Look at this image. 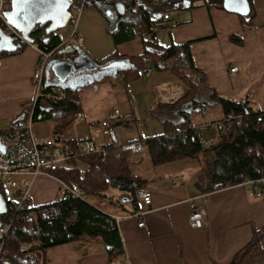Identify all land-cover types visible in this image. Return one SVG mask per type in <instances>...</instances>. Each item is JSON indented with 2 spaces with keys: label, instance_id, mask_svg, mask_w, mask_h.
Returning <instances> with one entry per match:
<instances>
[{
  "label": "crops",
  "instance_id": "crops-1",
  "mask_svg": "<svg viewBox=\"0 0 264 264\" xmlns=\"http://www.w3.org/2000/svg\"><path fill=\"white\" fill-rule=\"evenodd\" d=\"M96 1H91L79 18L78 29L83 37L80 48L84 54L94 61H103L115 51L121 56L142 54L144 39L148 36L138 35L115 45L110 21L102 11L107 8L105 3H111L105 0L100 6ZM252 2L255 14L249 28L244 27L239 14L201 2L171 9L176 13L167 11L170 15L167 28L156 32V42L162 46L189 42L194 63L205 73L209 86L221 96L248 100L255 110L264 111V0ZM11 7L12 1L10 10ZM70 12L74 14L73 4ZM61 28L57 31L63 38L62 43L75 44L69 39L71 32L65 34ZM233 34L242 38L241 44L231 40ZM34 44L27 43L17 51L22 46L18 40L16 49L0 53V121L12 122L23 113L24 106L36 98L33 78L40 53ZM233 66L238 70L231 71ZM145 68L151 69L149 75L142 70L137 78L126 80L118 73L79 87L83 117L76 118L61 133L62 138L71 141L77 135L89 134L100 140L102 133L97 122L106 119L116 108L120 116L110 125L113 140L143 141L165 133L166 125L154 112L159 103H173L183 97L187 87L168 70ZM51 78L53 80V74ZM163 89L170 94L182 91L184 94L179 99L163 100L160 98ZM53 113L51 136H54L58 116L57 111ZM187 116L204 138L214 139L218 124L225 118L218 104H208L207 110H195ZM128 156L131 173L146 180L145 187L151 191L152 200L149 206L139 201L138 209L145 212L141 217L128 215L118 219L125 251L121 264H228L252 239L254 230L264 227V197L254 196L246 185L237 184L208 193L206 226L192 228L189 214L192 200L201 194L196 181L202 163L185 158L155 165L146 152ZM59 190L58 178L39 175L32 179L28 199L34 206L51 203L60 195ZM195 203L201 202L196 200ZM100 205L116 216L124 215L116 207L103 202ZM126 207L134 209L131 204ZM141 221L144 222L142 226L139 225ZM260 243L264 249V234ZM50 250L51 264L110 262L107 247L97 238L82 239Z\"/></svg>",
  "mask_w": 264,
  "mask_h": 264
},
{
  "label": "trees",
  "instance_id": "trees-1",
  "mask_svg": "<svg viewBox=\"0 0 264 264\" xmlns=\"http://www.w3.org/2000/svg\"><path fill=\"white\" fill-rule=\"evenodd\" d=\"M12 1V0H11ZM10 1V4H11ZM75 0H73L74 3ZM110 5L102 9L110 21V30L115 45L146 34L145 51L134 56H121L116 51L103 61L128 59L131 66L120 71L126 80L137 78L143 68L151 67L155 71H170L187 87L186 94L173 103H159L154 115L166 125V131L143 142L147 145L148 157L155 165L185 158L197 159L202 163V170L196 181L201 194L214 191L213 186L222 182L224 187L243 184L247 179L264 178V111H257L248 100H235L219 95L209 86L205 73L193 60L190 43L162 46L156 42V32L150 30L153 21L158 20L167 11L181 7L183 0H108ZM192 6L201 2L208 7L224 9L223 0H189ZM105 0H97L102 5ZM125 5V13L117 11L115 3ZM250 13L240 15L245 28L252 27L255 14L253 2ZM105 6V7H106ZM184 6V5H183ZM72 7V6H71ZM70 7V8H71ZM10 9V7H9ZM33 43L45 52L59 50L63 38L57 31L47 32L45 27H36L32 33ZM231 40L241 44L242 38L231 35ZM27 43L21 41L20 51ZM47 85L44 81L35 103L33 121L51 119L57 111L54 137L68 144L62 138L63 131L71 125L81 111L78 88H61L52 78ZM202 103L220 105L225 118L240 119L241 125L235 123L223 130L222 121L218 124L217 138L212 144H204L199 130L191 125L187 113L202 110ZM44 107H51L50 111ZM19 117V116H18ZM16 117L13 121L17 120ZM224 118V119H225ZM258 118H261L259 120ZM123 153L116 158L110 150L107 157L91 154L83 157L86 167L80 170L71 167L58 172L60 178L70 185L79 186L81 195H59L51 203L34 206L29 199L19 208L17 191L14 198L6 199L7 209L0 213V224L8 222L10 228L4 238V249L0 264H51L48 251L55 247L67 245L82 239L97 238L107 247L110 261L124 256L123 240L119 231L118 219L114 213L106 211L100 203L118 208L124 215L138 212L137 192L145 187L146 180L133 175L130 171L129 154ZM263 189V184H260ZM4 188L0 185V191ZM131 204L133 210L126 205ZM198 204L197 207H199ZM264 227L254 230L252 239L242 247L228 264H257L264 259V249L260 240ZM38 242V244H33ZM28 244L27 249L22 245Z\"/></svg>",
  "mask_w": 264,
  "mask_h": 264
},
{
  "label": "built area",
  "instance_id": "built-area-1",
  "mask_svg": "<svg viewBox=\"0 0 264 264\" xmlns=\"http://www.w3.org/2000/svg\"><path fill=\"white\" fill-rule=\"evenodd\" d=\"M93 0H75L73 3V10L76 14H72L69 23L73 25L69 39H74L75 44L79 47L83 45V37L78 29L79 18L83 9ZM10 7V0H0V21L5 31L15 33L20 37V34L12 27L5 18L4 12ZM170 18L169 13H164L158 20H155L150 25L152 32L166 30L167 22ZM21 38V37H20ZM26 42V41H25ZM40 53V62L38 70L33 78V83L37 88V95L35 100L25 105L23 108V117L12 121L5 125L0 121V185L3 188L10 187L17 191L18 207L28 200L32 179L39 175H49L60 180V195L73 194L80 196L81 188L79 186H72L64 179L57 175L58 172L67 170L71 167H77L83 171L86 167L83 162V157L91 154H100L103 158L107 157L110 150L114 156L119 158L125 152L142 153L146 151L147 145L143 141H115L111 137L110 125L116 121L120 116V110L116 108L109 116L97 122V126L102 133L101 139H97L89 134L78 136L68 144H63L56 140L54 136L37 137L33 130V114L35 110V103L40 94L42 85L46 81V66L49 60L58 52L52 50L45 52L40 49L37 44H34ZM238 67H231V71H237ZM143 72L149 75L151 69L144 68ZM160 93L161 99H179L183 96V91L179 94H170L166 89ZM175 101V100H174ZM201 107L208 109V104L202 103ZM20 115V116H21ZM19 116V117H20ZM83 117V113L79 112L76 115L77 119ZM261 120V118H258ZM241 125L240 119L225 118L222 121L223 130L229 129L233 124ZM204 144H212L214 138L203 139ZM29 176V177H27ZM248 187L250 194L257 197H264V178L259 180L247 179L243 182ZM260 184H263V189ZM222 182L214 184L213 189L217 190L223 188ZM207 194H200L192 200L191 212L189 214V224L192 228L200 229L206 226L208 216L205 207V198ZM137 198L143 204L149 206L152 200V193L146 187H142L137 192ZM199 200L201 203L199 207L195 203ZM145 212H136L135 216H142ZM123 216H116L117 219ZM139 225H144L140 222ZM10 224L4 222L0 224V257L2 253L7 250L4 249V238L8 233ZM33 244H38L34 242ZM28 244H23L22 248L27 249ZM109 264H120L118 260L110 261Z\"/></svg>",
  "mask_w": 264,
  "mask_h": 264
},
{
  "label": "water",
  "instance_id": "water-1",
  "mask_svg": "<svg viewBox=\"0 0 264 264\" xmlns=\"http://www.w3.org/2000/svg\"><path fill=\"white\" fill-rule=\"evenodd\" d=\"M73 0H12L11 10L4 12L6 21L14 27L15 33L5 31L0 21V53L16 49V41H26L33 44L32 31L39 26L47 32L57 30L68 24L71 17L70 7ZM184 7L190 5L189 0H183ZM117 11L123 14L125 6L118 2ZM225 10L246 16L250 13L249 0H223ZM64 45V46H63ZM58 52L49 60L45 74L47 85L53 74L54 84L61 88H79L101 80L103 76L117 75L127 70L131 64L128 59H112L103 64L92 60L74 43L63 44ZM50 111L51 107H44ZM54 114V113H53ZM21 115L18 119L22 118ZM6 202L0 192V213L6 211ZM257 264H264V259Z\"/></svg>",
  "mask_w": 264,
  "mask_h": 264
},
{
  "label": "rangeland",
  "instance_id": "rangeland-1",
  "mask_svg": "<svg viewBox=\"0 0 264 264\" xmlns=\"http://www.w3.org/2000/svg\"><path fill=\"white\" fill-rule=\"evenodd\" d=\"M118 3V2H117ZM117 3H115V5H117ZM75 11V10H73ZM172 14H175L176 13V10H171ZM74 14H76L74 12ZM61 30L66 34L72 32L73 30V25L72 24H68L66 25L65 27L61 28ZM159 32H162V31H158ZM71 40H74V39H71ZM75 41V40H74ZM3 124L5 125H8L11 123V121H7V120H2L1 121ZM33 130L36 134L37 137H44V136H51L52 135V120L50 119H40L38 121H35L33 122ZM85 134H80V135H77L75 136L78 137V136H83ZM1 196L4 200V203L6 201V199H13L14 198V195H13V189L10 188V187H6L4 188L3 192L1 193ZM15 199L18 201V197H15ZM7 208V207H6ZM50 252H52V250H49V254Z\"/></svg>",
  "mask_w": 264,
  "mask_h": 264
},
{
  "label": "flooded vegetation",
  "instance_id": "flooded-vegetation-1",
  "mask_svg": "<svg viewBox=\"0 0 264 264\" xmlns=\"http://www.w3.org/2000/svg\"><path fill=\"white\" fill-rule=\"evenodd\" d=\"M50 79H51V77H50ZM53 81H54V78H53Z\"/></svg>",
  "mask_w": 264,
  "mask_h": 264
},
{
  "label": "snow or ice",
  "instance_id": "snow-or-ice-1",
  "mask_svg": "<svg viewBox=\"0 0 264 264\" xmlns=\"http://www.w3.org/2000/svg\"><path fill=\"white\" fill-rule=\"evenodd\" d=\"M240 2H242V0H240Z\"/></svg>",
  "mask_w": 264,
  "mask_h": 264
}]
</instances>
